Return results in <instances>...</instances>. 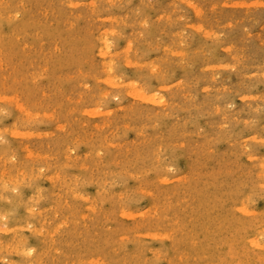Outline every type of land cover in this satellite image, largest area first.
I'll use <instances>...</instances> for the list:
<instances>
[{"label": "rangeland", "instance_id": "rangeland-1", "mask_svg": "<svg viewBox=\"0 0 264 264\" xmlns=\"http://www.w3.org/2000/svg\"><path fill=\"white\" fill-rule=\"evenodd\" d=\"M0 98V264H264V0H0Z\"/></svg>", "mask_w": 264, "mask_h": 264}, {"label": "bare ground", "instance_id": "bare-ground-1", "mask_svg": "<svg viewBox=\"0 0 264 264\" xmlns=\"http://www.w3.org/2000/svg\"><path fill=\"white\" fill-rule=\"evenodd\" d=\"M72 3H73V2H72ZM75 3H76V2H75ZM70 4H71V3H70ZM75 7H76V6H75ZM13 14L16 15V13H13ZM101 32H102V31H101ZM101 32H99V33H101ZM105 32H107V31H105ZM103 33H104V32H103ZM109 36H110V35H109ZM109 36H108V39H109ZM18 38H19V37H18ZM100 38H101V36H100ZM111 38H113V37L111 36ZM111 38H110V39H111ZM98 39H99V38H98ZM101 40L103 41L104 39H101ZM99 41H100V40H99ZM110 41H111V40H110ZM103 44H104V43H103ZM103 44H102V46H103V48L105 49V47H104ZM105 44H106V43H105ZM107 45H110V43H109V44L107 43ZM107 45H106V46H107ZM106 48H107V47H106ZM108 49H109V48H108ZM97 50H98V49H97ZM110 50H111V49H110ZM104 51H105V50H104ZM105 52H106V51H105ZM102 53H103V52H102ZM106 53H108V52H106ZM111 54H112V53H110V55H111ZM96 55H97V54H96ZM103 55H104V54H103ZM30 76H31V75H29V77H30ZM28 79H29V78H28ZM32 80H33V79H32ZM33 84H34V83H33ZM31 85H32V84H31ZM32 86H34V85H32ZM34 90H35V88H34ZM143 91H144V90H143ZM0 99H1V98H0ZM156 106H157V105H156ZM163 106H164V105H163ZM18 135H20V134H18ZM36 136H37V135H36ZM17 137H18V136H17ZM59 137H60V136H59ZM61 137H62V136H61ZM63 139H64V138H63ZM36 152H38V151H36ZM36 154H37V153H36ZM11 156H12V155H11ZM30 156H31V155H30ZM38 156H39V155H38ZM165 160H166V159H165ZM38 170H39V169H38ZM24 175H25V174H24ZM24 175H23V176H24ZM92 179H93V178H92ZM75 184H76V183H75ZM10 191H11V190H10ZM72 192H73V191H72ZM74 194H75V193H73V195H74ZM78 197H79V196H78ZM5 199H6V198H5ZM64 200H65V199H64ZM29 207H30V206H29ZM27 212H29V211H27ZM32 212H33V211H32ZM34 212H35V211H34ZM6 213H7V212H6ZM7 214H8V213H7ZM45 219H46V218H45ZM20 226H21V225H20ZM26 226L28 227V225H25V227H26ZM16 227H17V226H15V228H16ZM12 228H13V226H12ZM20 228H21V227H20ZM23 228H24V227H23ZM8 229H9V228H8ZM24 229H25V228H24ZM26 229H27V228H26ZM16 230H17V229H15V231H16ZM30 230H31V229H30ZM9 231H10V230H9ZM12 231H13V230H12ZM7 232H8V231H6V233H7ZM25 232L27 233V231H25ZM37 233H38V232H37ZM21 239H22V238H21ZM0 244H1V243H0ZM6 247H7V246H6ZM15 247H16V246H15ZM27 248H28V247H27ZM31 249H32V247H31ZM17 250H19V249H17ZM23 250H24V249H23ZM25 250H27V249H25ZM25 250H24V251H25ZM27 251H28V253L31 252L30 249H28ZM19 252H20V251H19ZM21 253H22V252H21ZM26 253H27V252H26ZM26 253H25V254H26ZM26 255H27V254H26ZM24 256H25V255H24ZM27 256H30V255H27ZM1 259H2V258H1ZM2 262H4L3 259H2ZM5 262H6V261H5ZM8 263H9V262H8ZM8 263H7V264H8ZM12 263H13V262H12ZM12 263H11V264H12ZM9 264H10V263H9ZM30 264H31V263H30Z\"/></svg>", "mask_w": 264, "mask_h": 264}]
</instances>
